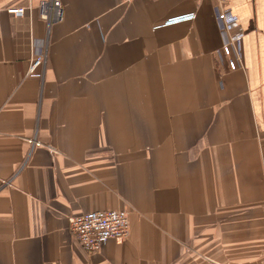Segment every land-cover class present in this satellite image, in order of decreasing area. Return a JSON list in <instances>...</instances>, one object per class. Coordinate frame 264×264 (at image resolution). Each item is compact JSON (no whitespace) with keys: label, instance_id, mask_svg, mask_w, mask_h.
<instances>
[{"label":"crops","instance_id":"crops-1","mask_svg":"<svg viewBox=\"0 0 264 264\" xmlns=\"http://www.w3.org/2000/svg\"><path fill=\"white\" fill-rule=\"evenodd\" d=\"M40 1L0 0V264H264V0H222L236 69L219 0H61L42 78ZM118 209L129 236L86 252L69 218Z\"/></svg>","mask_w":264,"mask_h":264},{"label":"built area","instance_id":"built-area-1","mask_svg":"<svg viewBox=\"0 0 264 264\" xmlns=\"http://www.w3.org/2000/svg\"><path fill=\"white\" fill-rule=\"evenodd\" d=\"M215 7V17L223 36V44L217 50L221 64L227 62V53H231L229 64L236 69L243 61V40L245 29L241 26L238 17L226 7H222L219 0ZM216 3V4H217ZM39 15L47 25V36L43 39L32 36L30 46V64L27 74L42 78L45 74L50 47V33L53 25L65 18V12L61 0H41L37 6ZM33 11L32 6H14L8 8V12L14 18H25ZM193 15L169 20L174 23L180 20L192 19ZM32 154L34 147L40 142L37 137L30 139ZM23 167V166H22ZM70 230L75 235L80 246L89 254L106 251L110 240L123 242L130 233V212L125 209L118 210H94L69 218Z\"/></svg>","mask_w":264,"mask_h":264}]
</instances>
